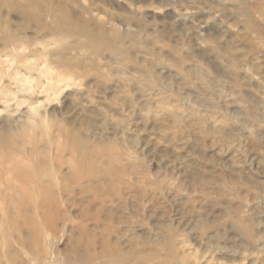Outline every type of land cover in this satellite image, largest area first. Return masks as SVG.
Segmentation results:
<instances>
[{
  "label": "rangeland",
  "instance_id": "obj_1",
  "mask_svg": "<svg viewBox=\"0 0 264 264\" xmlns=\"http://www.w3.org/2000/svg\"><path fill=\"white\" fill-rule=\"evenodd\" d=\"M3 134L0 264H264V0H0Z\"/></svg>",
  "mask_w": 264,
  "mask_h": 264
},
{
  "label": "bare ground",
  "instance_id": "obj_2",
  "mask_svg": "<svg viewBox=\"0 0 264 264\" xmlns=\"http://www.w3.org/2000/svg\"><path fill=\"white\" fill-rule=\"evenodd\" d=\"M31 1H34V0H31ZM29 12H31V11H29ZM30 14V13H29ZM67 21H68V23L71 25V26H73V24H72V22L67 18ZM78 31H79V29H78ZM10 137L9 136H7V135H4L3 134V136H1L0 135V143H3L4 141H6L7 139H9ZM15 188H17V187H15ZM13 192L15 193V194H19L16 190H13ZM4 210H5V207H4V205H3V203L2 202H0V213L1 214H3L4 213Z\"/></svg>",
  "mask_w": 264,
  "mask_h": 264
}]
</instances>
